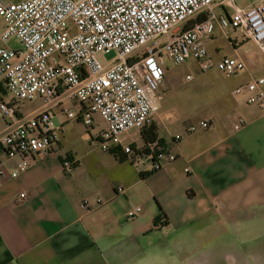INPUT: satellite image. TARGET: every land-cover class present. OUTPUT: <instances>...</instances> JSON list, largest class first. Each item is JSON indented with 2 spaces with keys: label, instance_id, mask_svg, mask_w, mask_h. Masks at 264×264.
Listing matches in <instances>:
<instances>
[{
  "label": "crops",
  "instance_id": "1",
  "mask_svg": "<svg viewBox=\"0 0 264 264\" xmlns=\"http://www.w3.org/2000/svg\"><path fill=\"white\" fill-rule=\"evenodd\" d=\"M258 67L264 72V63ZM0 89L10 99L2 80ZM160 96L157 136L179 157L157 171L103 150L100 115L88 126L67 117L65 108L80 111L76 99L52 107L56 131L45 152L8 157L0 145V264H136L170 249L199 253L201 264L206 255L224 252L237 255L236 264H264V102L249 103L246 94L223 100L201 119L209 127L188 133L201 120H183L165 106V93ZM36 99L26 115L44 106L40 97L22 105ZM240 117L245 124L237 129ZM15 123L0 109V137ZM124 138L144 143L135 130ZM66 157L76 160L70 172L63 169ZM23 159L27 169L13 176ZM137 207L141 211L130 217Z\"/></svg>",
  "mask_w": 264,
  "mask_h": 264
},
{
  "label": "built area",
  "instance_id": "2",
  "mask_svg": "<svg viewBox=\"0 0 264 264\" xmlns=\"http://www.w3.org/2000/svg\"><path fill=\"white\" fill-rule=\"evenodd\" d=\"M0 18L5 24L0 80L12 95L5 99L0 89V109L16 120L0 137L8 157L48 150L56 131L52 107L76 99L81 109L65 108L67 117H81L90 125L92 115H100L106 123L99 140L103 150L118 151L140 168L160 170L179 155L158 138L136 146L124 134L135 130L142 135L154 123L166 60L183 64L193 58L200 69L216 68L228 77L244 70L254 75L258 63H264V0L244 5L237 0H0ZM215 27L222 32L231 27L242 35L241 41L229 37L233 54L212 57L207 40ZM11 37L19 38L22 47L7 46ZM110 51L116 52L115 60L100 62L97 54ZM244 92L249 103H263L264 77L235 89ZM37 97L44 106L21 115L20 106ZM244 124L240 117L235 127ZM209 125L201 120L188 133ZM75 165L73 157L63 160L66 172ZM27 167L23 159L13 176ZM140 211L137 207L129 216Z\"/></svg>",
  "mask_w": 264,
  "mask_h": 264
},
{
  "label": "rangeland",
  "instance_id": "3",
  "mask_svg": "<svg viewBox=\"0 0 264 264\" xmlns=\"http://www.w3.org/2000/svg\"><path fill=\"white\" fill-rule=\"evenodd\" d=\"M257 1L259 0H237V3L239 5H244ZM1 27L2 20L0 18V29ZM229 37H231L232 40H242V35L231 27L227 28L225 32H222L218 27L214 28L212 37L207 40V46L209 52L215 59L223 55H229L234 51L235 48L230 43ZM7 44L15 49L22 47V43L17 37H11ZM245 47H248V45ZM116 55L115 51H110L108 53L97 54V58L103 64H107L114 61ZM165 69L166 76L158 93L160 95L165 93V101H167L165 102V106L175 108L182 119L187 122L201 120L206 115L208 109L215 108L218 103H223V100L234 102L244 97V94L248 96L247 92L242 94L235 93L237 87L248 83L250 80V75H252V73L247 70L236 72L228 77L216 68L209 70L200 69L197 61L193 58L188 59L187 62L183 64H175L167 59ZM253 74L255 76L264 77V72L261 74ZM188 75H191V79H187ZM8 94L9 97L12 98V95L10 93ZM38 102L39 101L36 99L25 105H21L24 110L23 116L26 115V112L36 107ZM80 122L84 123L83 120ZM80 122H74L75 124H73L77 125L74 126V128L77 127V132H80V130L84 131V124H77ZM236 256L237 255L229 252L206 255V257H203V263L207 264L211 262L212 259L217 258L218 264H236ZM139 259H142V261H138L136 264H201L199 253L189 255L180 253L175 249H170L169 252L155 250L153 254L147 256L143 255V257Z\"/></svg>",
  "mask_w": 264,
  "mask_h": 264
},
{
  "label": "trees",
  "instance_id": "4",
  "mask_svg": "<svg viewBox=\"0 0 264 264\" xmlns=\"http://www.w3.org/2000/svg\"><path fill=\"white\" fill-rule=\"evenodd\" d=\"M79 120H81V117H79ZM142 138L144 140V144H147L149 142H152L154 140H156L158 138L157 136V132H156V126L153 123L152 125H150L148 128H146L143 132H142ZM115 156H117V158H119L120 160H126L127 157L124 154H121L118 151L114 152ZM160 211H161V216H165L166 217V213L163 211V209L160 207ZM159 219H156V224H158Z\"/></svg>",
  "mask_w": 264,
  "mask_h": 264
}]
</instances>
